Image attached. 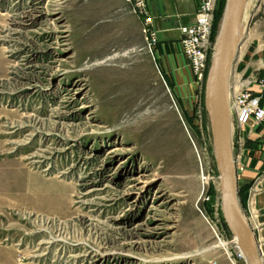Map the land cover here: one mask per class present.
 <instances>
[{
    "label": "rangeland",
    "instance_id": "obj_1",
    "mask_svg": "<svg viewBox=\"0 0 264 264\" xmlns=\"http://www.w3.org/2000/svg\"><path fill=\"white\" fill-rule=\"evenodd\" d=\"M156 61L125 0H0V264H233L206 77Z\"/></svg>",
    "mask_w": 264,
    "mask_h": 264
},
{
    "label": "crops",
    "instance_id": "obj_2",
    "mask_svg": "<svg viewBox=\"0 0 264 264\" xmlns=\"http://www.w3.org/2000/svg\"><path fill=\"white\" fill-rule=\"evenodd\" d=\"M146 4L157 39L153 50L157 68L172 96H185L181 91L190 90L196 82L181 48V28L192 22L198 0H146ZM251 15L248 34L243 38L231 70L232 110L233 93L240 89L247 88L264 99V0H257ZM257 134L237 131L232 134V147L239 202L264 264V147L244 144L248 138L259 142Z\"/></svg>",
    "mask_w": 264,
    "mask_h": 264
},
{
    "label": "water",
    "instance_id": "obj_3",
    "mask_svg": "<svg viewBox=\"0 0 264 264\" xmlns=\"http://www.w3.org/2000/svg\"><path fill=\"white\" fill-rule=\"evenodd\" d=\"M246 0H226L205 82V105L208 113L214 158L219 173L221 210L232 234L235 248L241 250L248 264H262L253 230L238 198L237 168L233 155L229 78L237 59L241 39L235 32Z\"/></svg>",
    "mask_w": 264,
    "mask_h": 264
},
{
    "label": "built area",
    "instance_id": "obj_4",
    "mask_svg": "<svg viewBox=\"0 0 264 264\" xmlns=\"http://www.w3.org/2000/svg\"><path fill=\"white\" fill-rule=\"evenodd\" d=\"M134 14L138 16L147 47L153 56L157 42L146 0H125ZM215 0H198V7L191 23L181 28L180 44L188 61L195 82L201 85L207 75L210 58L213 53V7ZM232 120L235 125H249L258 128L264 134V99L243 88L233 93ZM236 258L232 263L248 264L242 251L235 249ZM237 261V262H236Z\"/></svg>",
    "mask_w": 264,
    "mask_h": 264
},
{
    "label": "bare ground",
    "instance_id": "obj_5",
    "mask_svg": "<svg viewBox=\"0 0 264 264\" xmlns=\"http://www.w3.org/2000/svg\"><path fill=\"white\" fill-rule=\"evenodd\" d=\"M249 1L250 0H246V2H245V5H244V8H243V12H242L241 18H240L239 23H238L237 28H236L235 41H239L241 39L243 30H244V24H245V21H246V10H247V7L249 5ZM230 77H231V73H230ZM230 88L231 87H230V84H229V95H228V97H229V106H230V114H231V111H232V106L231 105L232 104H231V98H230ZM232 119L233 118H232V114H231V129L233 128V124H234ZM225 244H226V242L223 241L222 239H220V241L218 243L214 244L210 248L220 247V248H223V249H226L227 250V248L225 247ZM228 254L230 255L229 251H228Z\"/></svg>",
    "mask_w": 264,
    "mask_h": 264
}]
</instances>
